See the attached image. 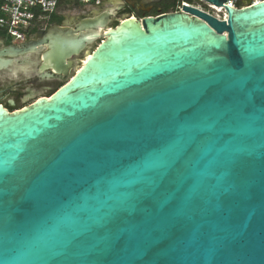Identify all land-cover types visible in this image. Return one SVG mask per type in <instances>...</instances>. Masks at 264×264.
<instances>
[{"label":"water","instance_id":"obj_1","mask_svg":"<svg viewBox=\"0 0 264 264\" xmlns=\"http://www.w3.org/2000/svg\"><path fill=\"white\" fill-rule=\"evenodd\" d=\"M205 1L0 49L61 82L0 104V264H264V1Z\"/></svg>","mask_w":264,"mask_h":264},{"label":"flooded vegetation","instance_id":"obj_2","mask_svg":"<svg viewBox=\"0 0 264 264\" xmlns=\"http://www.w3.org/2000/svg\"><path fill=\"white\" fill-rule=\"evenodd\" d=\"M166 0H106L98 6H82L79 5L81 10L74 17H69L63 13L60 4L56 10L55 15L60 16L59 19L49 20L45 28L50 25H62L64 20L70 23L74 21L92 18L104 13L108 14V25L115 26L118 21L125 16H134L136 18L153 15L160 10L161 5ZM78 5V4H77ZM45 28L35 30L26 35L25 40L37 31ZM24 40V41H25ZM8 44H18L12 42L11 39L0 34V49ZM40 53L31 52L26 57L24 54H18L10 57L13 62L6 68L0 69V104L7 110L13 111L30 103L33 98L28 102L23 103L22 98L25 96L38 97L41 93H50L57 88L61 82L56 74L53 77H41L38 71L37 61ZM78 57H71V61L77 62ZM52 73L51 70L48 71ZM10 102L12 105H10Z\"/></svg>","mask_w":264,"mask_h":264},{"label":"built area","instance_id":"obj_3","mask_svg":"<svg viewBox=\"0 0 264 264\" xmlns=\"http://www.w3.org/2000/svg\"><path fill=\"white\" fill-rule=\"evenodd\" d=\"M106 0H77L78 5L98 6ZM251 4L264 0H249ZM244 0H226L224 5L240 7ZM59 0H0V31L12 42L21 43L26 35L35 30L45 28L52 14L56 13ZM183 6L196 7L219 19H225L224 6H216L205 0H173V8L169 12L182 11ZM160 10L152 16H158ZM132 16V15H130ZM136 18V17H135ZM137 18V19H141Z\"/></svg>","mask_w":264,"mask_h":264},{"label":"rangeland","instance_id":"obj_4","mask_svg":"<svg viewBox=\"0 0 264 264\" xmlns=\"http://www.w3.org/2000/svg\"><path fill=\"white\" fill-rule=\"evenodd\" d=\"M167 1V0H166ZM165 1V2H166ZM77 6H79V5H77V4H75V3H61L60 4V8H61V10H63V13L65 14V15H67V16H69V17H74L75 15H77L78 13H79V11L81 10L79 7H77ZM78 12V13H77ZM59 19L60 18V16H58V15H55V13L54 14H52L51 15V17H50V19ZM86 56H88V54L86 55ZM26 105H28V104H26ZM8 112H10L9 110H7Z\"/></svg>","mask_w":264,"mask_h":264},{"label":"trees","instance_id":"obj_5","mask_svg":"<svg viewBox=\"0 0 264 264\" xmlns=\"http://www.w3.org/2000/svg\"><path fill=\"white\" fill-rule=\"evenodd\" d=\"M60 1V4L61 3H75L77 4V0H59ZM173 0H167L166 2H164L162 5H161V8H160V11L161 12H169L171 11V9L173 8ZM53 19L51 18V21ZM0 34H2V32L0 31Z\"/></svg>","mask_w":264,"mask_h":264},{"label":"bare ground","instance_id":"obj_6","mask_svg":"<svg viewBox=\"0 0 264 264\" xmlns=\"http://www.w3.org/2000/svg\"><path fill=\"white\" fill-rule=\"evenodd\" d=\"M127 18H129V17H127ZM109 31H110V30H107V33H108ZM107 33H106V34H107ZM108 35H109V34H107V36H108ZM86 57L88 58V57H90V55L88 54V56H86ZM1 106H2V105H1ZM5 110H7V109H5Z\"/></svg>","mask_w":264,"mask_h":264}]
</instances>
